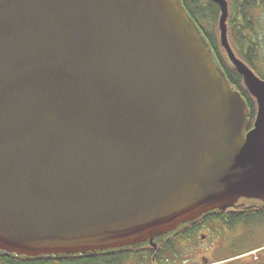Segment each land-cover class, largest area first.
<instances>
[{"label": "water", "instance_id": "95a60500", "mask_svg": "<svg viewBox=\"0 0 264 264\" xmlns=\"http://www.w3.org/2000/svg\"><path fill=\"white\" fill-rule=\"evenodd\" d=\"M220 42L254 126L182 0H0V252L163 241L264 204V80Z\"/></svg>", "mask_w": 264, "mask_h": 264}, {"label": "trees", "instance_id": "16d2710c", "mask_svg": "<svg viewBox=\"0 0 264 264\" xmlns=\"http://www.w3.org/2000/svg\"><path fill=\"white\" fill-rule=\"evenodd\" d=\"M183 0L184 5L197 22L205 36L207 37L218 63L235 89L239 90L246 98L250 114V126H253L256 113L257 102L251 95L244 83L243 76L238 72L236 67L228 59L225 49L220 43L218 20L220 15V8L217 3L207 0ZM261 0H229L230 15L228 19V37L235 53L244 62L250 60L251 52L255 44L253 38L257 33V25L254 18L251 16L252 10L257 7ZM203 21L207 24H204ZM205 26H202V23ZM215 27L214 34L210 33V29ZM248 64V63H247ZM245 201H240L241 205ZM247 203V202H246ZM256 202H248V204H255ZM247 216V219H250ZM240 217L234 216L233 222H238ZM192 224V223H191ZM190 224L185 225L183 228ZM171 246V245H170ZM173 248V246H172ZM171 248V249H172ZM127 260L125 249L107 250L104 252H97L94 254L85 255H70L61 257H42V258H25L7 255L0 252V262L4 264H125Z\"/></svg>", "mask_w": 264, "mask_h": 264}, {"label": "flooded vegetation", "instance_id": "af4514ba", "mask_svg": "<svg viewBox=\"0 0 264 264\" xmlns=\"http://www.w3.org/2000/svg\"><path fill=\"white\" fill-rule=\"evenodd\" d=\"M246 202L228 210L211 212L187 227L178 229L174 232V236L165 238L163 241H155L156 245L148 242L128 248L126 250L127 264H158V260L166 250H171L179 258L185 254L184 261H196L198 264H264V258L244 263L238 259L237 263H232V258L217 257L219 251H223L233 242V229H243L244 223H247L244 222L247 216L251 215L255 221H264V204ZM236 215L240 219L238 222H233ZM149 257L151 260L148 259ZM166 261L169 260L166 259ZM182 262L183 260L177 259L174 264H182Z\"/></svg>", "mask_w": 264, "mask_h": 264}, {"label": "rangeland", "instance_id": "374dc122", "mask_svg": "<svg viewBox=\"0 0 264 264\" xmlns=\"http://www.w3.org/2000/svg\"><path fill=\"white\" fill-rule=\"evenodd\" d=\"M261 1L262 2H260V4L250 13L254 18L255 23H258V25L257 33L253 38V43L255 44L253 53L251 52L249 57L250 60H246L248 63L246 64L256 73L257 76L264 80V0ZM205 2H207V0ZM203 23L207 24L204 21ZM203 23L202 26H205ZM214 29L216 28L213 27L210 29L211 34H214ZM244 222L247 223H244L242 230L239 228L233 229V242H231L223 251L217 253L219 259L232 258V263H237L238 261L236 260L241 259L244 263L247 261L258 260L257 258H264V221H255L254 217H252ZM183 255L179 258L176 257L171 250H166L158 260V264H174L177 259L183 260L182 264H198L196 261H184L186 257ZM148 259L151 260L150 257ZM166 259L169 261H166ZM0 264L4 263L0 262Z\"/></svg>", "mask_w": 264, "mask_h": 264}]
</instances>
